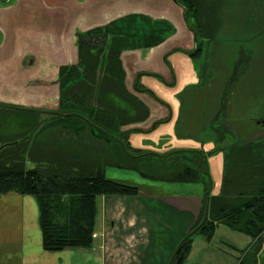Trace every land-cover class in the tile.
Wrapping results in <instances>:
<instances>
[{
  "label": "trees",
  "instance_id": "obj_1",
  "mask_svg": "<svg viewBox=\"0 0 264 264\" xmlns=\"http://www.w3.org/2000/svg\"><path fill=\"white\" fill-rule=\"evenodd\" d=\"M175 2L183 8L195 36L194 49L177 50L195 57L205 43L210 46L218 39L223 10L231 6V0ZM253 21H246L247 29L255 28ZM174 33L168 20L142 13L126 14L81 32L78 62L59 69L56 109L0 104V109L29 112L9 119L0 116V194L16 192L36 198L44 249L90 247L97 197L138 193L137 185L106 177V168L114 166L137 171L149 180L202 183L199 216L169 264H190L187 259L195 236L210 241L222 224L253 240L238 257V264H258L264 237V138L240 142L230 136L235 132L221 123L226 96L212 119V124L221 123L213 128L223 144L207 152L173 148L162 153L137 148L130 142V131L122 129L147 119L150 110L128 90L121 53L155 47ZM136 90L149 91L139 81ZM224 148L221 193L213 194L208 157Z\"/></svg>",
  "mask_w": 264,
  "mask_h": 264
},
{
  "label": "crops",
  "instance_id": "obj_2",
  "mask_svg": "<svg viewBox=\"0 0 264 264\" xmlns=\"http://www.w3.org/2000/svg\"><path fill=\"white\" fill-rule=\"evenodd\" d=\"M130 13L165 19L175 27V33L160 45L125 50L120 56L128 90L150 110L147 119L122 129L130 131L134 147L145 148L135 140L136 134L158 129L161 123L154 126L156 122L169 121L175 113L154 93L152 79L162 77L173 84L180 76L186 87L198 76L192 65L187 70L185 63L191 60L185 52L177 50L193 49L195 36L174 0H0V104L56 109L59 69L78 62V34ZM138 81L149 91L135 90ZM179 97L178 124L188 115L184 111L190 93ZM4 112L29 114L0 109V114ZM170 144H164L165 148L185 147ZM133 171L106 168V175L119 176L110 179L137 185L139 191L97 197L94 239L88 248L44 249L36 198L16 192L0 194V264H169L199 216L204 188L196 183L144 181Z\"/></svg>",
  "mask_w": 264,
  "mask_h": 264
},
{
  "label": "rangeland",
  "instance_id": "obj_3",
  "mask_svg": "<svg viewBox=\"0 0 264 264\" xmlns=\"http://www.w3.org/2000/svg\"><path fill=\"white\" fill-rule=\"evenodd\" d=\"M250 18L254 20L255 28L247 29L249 23L246 21ZM221 22L218 39L210 46L205 43L202 52L195 57L184 53L191 60L187 65L185 63L187 70L192 65L198 74L191 78L186 87L182 86L180 76L173 84L166 83L161 77L152 79L156 90L154 93L175 113L169 121L159 124L158 129L136 134L135 140L143 147L163 153L173 149L165 148L164 144L171 143L173 146L182 143L185 147L174 149H200L207 152L217 144H223L218 141L219 137L213 128L221 123L235 132L236 135L232 133L230 136L237 141L264 138V0H231V6L223 10ZM171 57L170 61L173 63ZM181 64L182 60L179 66ZM184 93H190L184 111L188 115L178 124L177 103L179 95ZM225 96L227 106L223 120L216 125L212 124L221 99ZM4 115L8 119L11 117L5 112L0 114ZM189 127L191 130L186 131ZM225 151L224 148L208 157L213 194L221 193ZM109 170L131 172L130 169H118L114 166H109ZM133 172L140 176V180H144L145 177L139 172ZM108 176L119 178L110 172L107 173L106 177ZM196 184L203 186L202 183ZM206 242L202 236H195L188 263L238 264V257L243 255L253 240L222 224L217 227L210 242ZM258 264H264V237Z\"/></svg>",
  "mask_w": 264,
  "mask_h": 264
},
{
  "label": "flooded vegetation",
  "instance_id": "obj_4",
  "mask_svg": "<svg viewBox=\"0 0 264 264\" xmlns=\"http://www.w3.org/2000/svg\"><path fill=\"white\" fill-rule=\"evenodd\" d=\"M175 1V0H174ZM176 3V2H175ZM177 4V3H176ZM181 7V6H180ZM183 9V8H182ZM185 19V18H184ZM187 24V23H186ZM194 47H195V45H194ZM194 49V48H193ZM192 50V49H191ZM163 79V78H162ZM135 90H136V88H135ZM138 91V90H137ZM264 123V122H263Z\"/></svg>",
  "mask_w": 264,
  "mask_h": 264
}]
</instances>
